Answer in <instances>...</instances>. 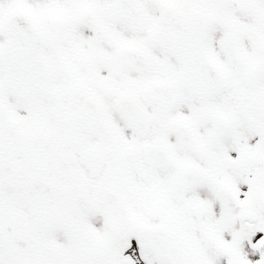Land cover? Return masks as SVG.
<instances>
[{
  "label": "snow or ice",
  "instance_id": "obj_1",
  "mask_svg": "<svg viewBox=\"0 0 264 264\" xmlns=\"http://www.w3.org/2000/svg\"><path fill=\"white\" fill-rule=\"evenodd\" d=\"M0 264H264V0H0Z\"/></svg>",
  "mask_w": 264,
  "mask_h": 264
}]
</instances>
